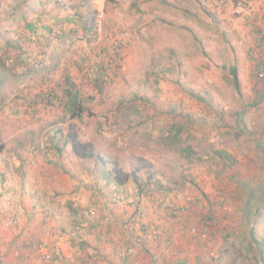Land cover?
<instances>
[{"label":"rangeland","instance_id":"rangeland-1","mask_svg":"<svg viewBox=\"0 0 264 264\" xmlns=\"http://www.w3.org/2000/svg\"><path fill=\"white\" fill-rule=\"evenodd\" d=\"M251 59L264 60V0H0V264H125L140 250L137 264H175L176 225L201 264H264L240 212L264 184ZM70 137L95 154L81 160ZM253 205L262 239L264 199Z\"/></svg>","mask_w":264,"mask_h":264},{"label":"trees","instance_id":"trees-1","mask_svg":"<svg viewBox=\"0 0 264 264\" xmlns=\"http://www.w3.org/2000/svg\"><path fill=\"white\" fill-rule=\"evenodd\" d=\"M29 4V3H28ZM263 61H259L255 64V74L257 75V69L260 70ZM103 69H107V67L104 66ZM232 74L234 76V85L236 86L237 89H239L240 87V82H239V78H238V74H237V69L234 67L232 68ZM103 75V74H102ZM101 78V77H100ZM66 79L68 81V83L70 85L66 86V88L64 89V92L66 94V96L69 98L68 100V106L71 108V111L73 113L74 116L77 115V110L80 107V103L78 100V96L74 93L73 89L76 84L71 82L69 75L67 74ZM96 79V84L99 86V88L102 90L103 89V84H105L104 80H101V82H99V78H95ZM192 93H194V91H192ZM51 99V98H49ZM70 141H71V145H72V150L73 152H75L76 155H78L80 157L81 160H86L91 158L94 154L95 151H92V149H90L86 144L80 142L77 138L75 137H70ZM59 151H61L63 148L58 147L57 148ZM182 152L186 155V157H188L189 159H191V156L195 155L196 152L194 149H192V147L187 146V147H182L181 148ZM217 153H219L221 156H223L221 151H217ZM97 158V165L100 166H104L106 165L104 162V159L100 156V155H96ZM119 171V170H118ZM113 173L114 171H105L103 170V179L105 180L106 183H111V182H115L118 183V181L113 177ZM152 182V186L151 184H145L144 186H142L141 188V192L143 191H152L155 189L154 187V181L151 180ZM120 182V181H119ZM251 184V183H249ZM247 190L245 189V193H246V204L245 206H243L242 208H240V212L242 214V221L241 223H247L249 224V229H250V236L246 237V240L248 241V243L250 244V247L257 249V254L260 255L261 257H263L264 255V238L259 239L258 237L255 236V232H256V224L259 223V220L261 218L262 212L259 208H256L253 205V202L259 198L264 199V184L258 189V190ZM261 195V196H260ZM173 216V215H172ZM209 219L213 218V216H207ZM205 216V218H207ZM207 218V219H208ZM149 228V225L144 224L142 226V231L139 233V235L136 236V241H141V237L145 238V233L147 232ZM31 246V244L29 243V247ZM129 257L130 255L124 257L126 258V261H129ZM47 260H52L53 258H46ZM127 263V262H125Z\"/></svg>","mask_w":264,"mask_h":264},{"label":"crops","instance_id":"crops-1","mask_svg":"<svg viewBox=\"0 0 264 264\" xmlns=\"http://www.w3.org/2000/svg\"><path fill=\"white\" fill-rule=\"evenodd\" d=\"M251 54H252V51H251ZM251 60L248 61V67L251 68V69H249V71H251L250 73L253 75L254 74V70L252 71V69H255V61H253V60L251 61ZM0 84L3 85V88H2L3 90L0 88V91L3 92L5 83L1 82ZM1 92H0V94H1ZM22 163H24L23 160H22ZM183 227H184L183 225H179V226L176 225V231H177L176 233L169 232V229H171L172 226H166V228H164V229L168 230V233L174 234L173 237L175 239V242H176L177 246L180 247L183 252H185V254L184 253L183 254H181V253L180 254H176V256H177L176 258H179L180 260H179V262H176L175 264H192L193 260L190 257H193V255L195 256L194 258H196L195 262L198 261L197 264H201L200 258H202V248L194 246L195 245V243H194L195 241H192V238H196V237H192L191 236L192 237L191 238L189 233L187 231L183 230ZM148 240H149V242L151 244L152 243V241H151L152 239L148 238ZM191 242H192L193 246L191 245ZM153 245L155 246V244L152 243V248H153ZM98 247H99V250H96V251H98V254H100L102 256V258H105L107 260L108 257L104 254L105 253L104 249H101L100 246H98ZM191 248L193 250V255L192 256H191V252L189 250ZM145 255H146V253L144 254V253H142V250H140V252H138L137 255L135 254V256H130L129 257V261L130 262L126 261V258H124V256H123V262H127L125 264H137V262H140V261H137L139 258H142L143 256L145 257V259L147 258V255L146 256ZM162 256H164V257H161L162 258L161 262L163 264V260L165 258V255H162ZM182 258H186L185 259L186 261L185 260H181ZM149 260L151 261V259H149ZM149 260H148V262H149ZM151 264H154L153 260H152Z\"/></svg>","mask_w":264,"mask_h":264},{"label":"built area","instance_id":"built-area-1","mask_svg":"<svg viewBox=\"0 0 264 264\" xmlns=\"http://www.w3.org/2000/svg\"><path fill=\"white\" fill-rule=\"evenodd\" d=\"M244 7H245L244 4H243L242 2H239V3H238V9L236 10L237 13H240L241 11H243V10H244ZM257 77L260 78V79H262V80H264V62H263V64H262L260 70L257 69ZM178 212H179L178 209H175V210H174V213H175V214H177ZM189 232H190L191 234H193V235L197 234V232H198V227H197V226H190V227H189ZM41 249H42V250L44 249V246H43V245H41ZM58 251H59V250H58ZM57 253H58V252H57ZM182 253L185 254V252H183V251H182ZM58 254H59V253H58ZM44 255H45V254H44ZM44 257H45V256H44ZM50 257H52L50 254H46V258H50Z\"/></svg>","mask_w":264,"mask_h":264}]
</instances>
